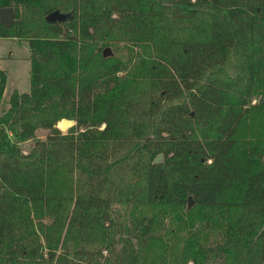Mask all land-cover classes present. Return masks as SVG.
<instances>
[{
  "label": "trees",
  "instance_id": "1",
  "mask_svg": "<svg viewBox=\"0 0 264 264\" xmlns=\"http://www.w3.org/2000/svg\"><path fill=\"white\" fill-rule=\"evenodd\" d=\"M1 7L30 67L0 114V264H264V132L237 136L264 72V0ZM113 45L127 63L103 56Z\"/></svg>",
  "mask_w": 264,
  "mask_h": 264
},
{
  "label": "rangeland",
  "instance_id": "2",
  "mask_svg": "<svg viewBox=\"0 0 264 264\" xmlns=\"http://www.w3.org/2000/svg\"><path fill=\"white\" fill-rule=\"evenodd\" d=\"M108 49L110 55L113 54L115 58L124 63H127L128 57L132 55L122 45H118L117 47L114 45L108 46ZM29 62V49L24 41L15 37H0V72H3L5 75V85L0 100V114L8 106V98L12 91L15 90L21 93L29 90ZM120 74L122 75V73ZM263 90L264 72L257 83V93L250 100L251 107L247 110L246 117L241 121L239 126L237 136L241 140L247 139L250 136H257L264 132ZM258 103L263 104V107L257 109L256 105ZM61 120L57 123L59 128ZM45 133V130H38L36 136L43 139ZM25 146V144L21 145L24 150Z\"/></svg>",
  "mask_w": 264,
  "mask_h": 264
},
{
  "label": "water",
  "instance_id": "3",
  "mask_svg": "<svg viewBox=\"0 0 264 264\" xmlns=\"http://www.w3.org/2000/svg\"><path fill=\"white\" fill-rule=\"evenodd\" d=\"M66 18H67V14L59 12L58 10H53L45 16L46 21H49V22L61 21ZM13 19H14V14H13L12 7H1L0 8V22L3 24L4 27L10 26L13 22ZM102 54L103 56L110 55V51L108 47H105L102 49ZM72 124H73L72 120L62 119L60 121V128L61 130H66ZM160 159H161V154H158L156 155L153 161L159 162ZM263 162H264V151H263ZM189 202H191L190 198H189Z\"/></svg>",
  "mask_w": 264,
  "mask_h": 264
}]
</instances>
